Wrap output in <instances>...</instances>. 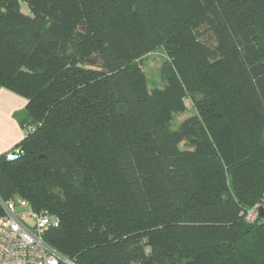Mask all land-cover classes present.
<instances>
[{
    "label": "trees",
    "instance_id": "1",
    "mask_svg": "<svg viewBox=\"0 0 264 264\" xmlns=\"http://www.w3.org/2000/svg\"><path fill=\"white\" fill-rule=\"evenodd\" d=\"M2 89L27 106L0 200L58 217L69 262L264 264V0H0Z\"/></svg>",
    "mask_w": 264,
    "mask_h": 264
},
{
    "label": "built area",
    "instance_id": "2",
    "mask_svg": "<svg viewBox=\"0 0 264 264\" xmlns=\"http://www.w3.org/2000/svg\"><path fill=\"white\" fill-rule=\"evenodd\" d=\"M17 153L12 150L8 158L15 159ZM0 208V264H71L44 240L48 230L60 226L58 217L45 210L34 211L20 198L0 200ZM260 209L255 206L246 219L254 221Z\"/></svg>",
    "mask_w": 264,
    "mask_h": 264
},
{
    "label": "crops",
    "instance_id": "3",
    "mask_svg": "<svg viewBox=\"0 0 264 264\" xmlns=\"http://www.w3.org/2000/svg\"><path fill=\"white\" fill-rule=\"evenodd\" d=\"M26 106L24 98L9 90H0V156L10 153L23 140L24 132L17 117Z\"/></svg>",
    "mask_w": 264,
    "mask_h": 264
},
{
    "label": "rangeland",
    "instance_id": "4",
    "mask_svg": "<svg viewBox=\"0 0 264 264\" xmlns=\"http://www.w3.org/2000/svg\"><path fill=\"white\" fill-rule=\"evenodd\" d=\"M22 11L25 15H30L29 9L24 4L22 5ZM168 64L169 60L163 50H159L146 57L143 63V71L147 77L150 90L163 88L162 75L168 69ZM185 104L187 110L185 113L177 116L173 124L174 129H177L183 120L195 114V109L189 98L185 99Z\"/></svg>",
    "mask_w": 264,
    "mask_h": 264
},
{
    "label": "water",
    "instance_id": "5",
    "mask_svg": "<svg viewBox=\"0 0 264 264\" xmlns=\"http://www.w3.org/2000/svg\"><path fill=\"white\" fill-rule=\"evenodd\" d=\"M260 215H261V217H262V216L264 215V213H263V212H261V214H260ZM71 264H73V263H71Z\"/></svg>",
    "mask_w": 264,
    "mask_h": 264
}]
</instances>
